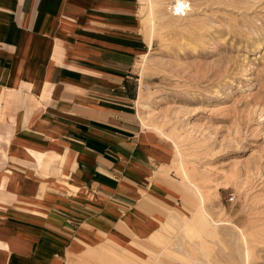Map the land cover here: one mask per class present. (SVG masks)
<instances>
[{
    "label": "crops",
    "instance_id": "1",
    "mask_svg": "<svg viewBox=\"0 0 264 264\" xmlns=\"http://www.w3.org/2000/svg\"><path fill=\"white\" fill-rule=\"evenodd\" d=\"M138 10V0H0V264H67L79 248L118 246L110 235L147 255L129 234L146 238L177 215L139 221L155 216L147 197L166 203L175 189L157 174L170 143L141 126L136 105L148 50Z\"/></svg>",
    "mask_w": 264,
    "mask_h": 264
},
{
    "label": "rangeland",
    "instance_id": "2",
    "mask_svg": "<svg viewBox=\"0 0 264 264\" xmlns=\"http://www.w3.org/2000/svg\"><path fill=\"white\" fill-rule=\"evenodd\" d=\"M138 1L148 50L136 105L141 126L170 143L157 174L175 191L166 203L147 197L144 213L155 216L135 219L158 226L169 210L189 219L160 239L129 237L152 249L151 264H264V0H189L181 15L172 0ZM110 240L119 247L79 248L67 264H149L143 249Z\"/></svg>",
    "mask_w": 264,
    "mask_h": 264
},
{
    "label": "bare ground",
    "instance_id": "3",
    "mask_svg": "<svg viewBox=\"0 0 264 264\" xmlns=\"http://www.w3.org/2000/svg\"><path fill=\"white\" fill-rule=\"evenodd\" d=\"M170 12L174 15H181V13H183L184 11H187V10H190L191 9V4L189 2V0H172L171 2V5H170ZM32 153V152H31ZM35 154V153H34ZM33 154V155H34ZM42 156V155H41ZM39 158V156H38ZM41 158V157H40ZM185 175V174H184ZM185 183V182H184ZM186 184V183H185ZM186 186V185H185ZM196 192L198 193V196L200 197L201 199V196L198 192V190H196ZM199 200V205H201L203 202L202 200ZM189 219V217L187 216H182V217H178L177 215L176 216H170L168 217L164 222L161 223V226L155 230H153L152 232L149 233L148 236H152L151 239H154L157 237V239H160L161 237H158V236H162V230H168V228H173V226L175 227V225L179 228H182L183 226V222L187 221ZM173 221H176V222H173ZM218 224V223H217ZM177 229V228H176ZM155 233V234H154ZM166 233V232H165ZM166 237V234H164ZM166 239V238H165ZM156 240V239H155ZM165 241V240H164ZM166 242V241H165ZM168 242V241H167ZM163 245H166L164 243H162ZM162 245V246H163ZM165 247V246H164ZM163 249V248H162ZM160 252V251H159ZM158 252V253H159ZM145 254V253H144ZM161 254V253H160ZM169 257L170 259H173V260H177L176 258L174 257H171V256H167ZM146 258L149 262V264H151L153 261L157 260V258L152 255H146ZM159 258V257H158ZM181 262V260H178ZM105 263V262H103Z\"/></svg>",
    "mask_w": 264,
    "mask_h": 264
}]
</instances>
